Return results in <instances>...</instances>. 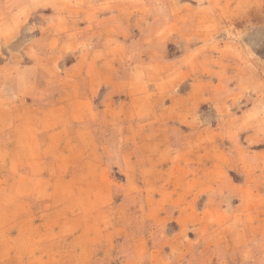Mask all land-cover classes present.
<instances>
[{
	"label": "rangeland",
	"instance_id": "1",
	"mask_svg": "<svg viewBox=\"0 0 264 264\" xmlns=\"http://www.w3.org/2000/svg\"><path fill=\"white\" fill-rule=\"evenodd\" d=\"M0 264H264V0H0Z\"/></svg>",
	"mask_w": 264,
	"mask_h": 264
},
{
	"label": "crops",
	"instance_id": "2",
	"mask_svg": "<svg viewBox=\"0 0 264 264\" xmlns=\"http://www.w3.org/2000/svg\"><path fill=\"white\" fill-rule=\"evenodd\" d=\"M38 112H41V111H38ZM43 114V113H42ZM59 127H57V130H56V133H59L60 131H59V129H58ZM30 181L31 182H34V183H42L43 181H45V179H30Z\"/></svg>",
	"mask_w": 264,
	"mask_h": 264
}]
</instances>
